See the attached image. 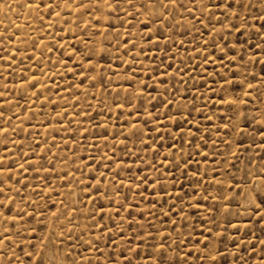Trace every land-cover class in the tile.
<instances>
[{
	"label": "rangeland",
	"instance_id": "obj_1",
	"mask_svg": "<svg viewBox=\"0 0 264 264\" xmlns=\"http://www.w3.org/2000/svg\"><path fill=\"white\" fill-rule=\"evenodd\" d=\"M207 3L0 0V264H264L260 0Z\"/></svg>",
	"mask_w": 264,
	"mask_h": 264
},
{
	"label": "snow or ice",
	"instance_id": "obj_2",
	"mask_svg": "<svg viewBox=\"0 0 264 264\" xmlns=\"http://www.w3.org/2000/svg\"><path fill=\"white\" fill-rule=\"evenodd\" d=\"M171 2L173 4H175L176 0H171ZM236 2L238 4H240V7H244V5L242 3H240V0H236ZM251 3V0H249V4ZM224 7H228L227 3H225V0H216L215 3H213V0H208V3L205 4V9L210 10L212 7H215L217 9H219L221 6ZM46 7L51 8V6L49 5H45ZM118 7V5H117ZM260 18L264 20V0H260ZM239 18V17H238ZM247 17H245L246 19ZM246 30V29H245ZM237 31L241 32L242 34V30L239 29V27L237 28ZM259 32L264 33V24L260 25V28L258 29ZM262 44H264V41H262ZM231 50V49H228ZM261 74L264 75V68L261 69ZM233 75H235V73H233ZM255 78V77H254ZM179 129V126H177ZM225 127H227V125H225ZM238 131H240V129H237ZM261 175H264V173H261ZM97 191H99L97 189ZM241 191H243V189H241ZM253 195L255 196V199L252 200L249 204L248 207L245 208V212H251V216H255L258 217V222L261 224H264V190H257L255 187L253 188ZM231 203V201H229V204ZM237 207H241V205L239 204V202L237 201ZM227 209L229 212L231 211V209L229 208L228 205H224V208L221 209L220 211H223ZM9 213H11L12 209L9 208L8 209ZM239 214V213H237ZM251 224V219H249L248 221H246L244 223V227H249ZM232 227H237V225H232ZM261 232H264V227L261 228ZM207 239V238H206ZM209 242L205 243V248L207 249L209 247ZM164 246L163 245H159L157 250L160 252V260L158 261V264H173V261L170 260L169 258H167L166 253L163 251ZM38 255V262L37 264H45L44 258L42 255H40L39 253ZM137 255H139V253L137 252ZM30 258H31V254H29ZM222 254L217 251L216 256L214 257H210L211 260V264H217L218 260L221 258ZM128 264H135V260L134 258L132 260H130L128 262Z\"/></svg>",
	"mask_w": 264,
	"mask_h": 264
},
{
	"label": "bare ground",
	"instance_id": "obj_3",
	"mask_svg": "<svg viewBox=\"0 0 264 264\" xmlns=\"http://www.w3.org/2000/svg\"><path fill=\"white\" fill-rule=\"evenodd\" d=\"M27 7L29 8V10L33 9V5L32 4H28ZM160 7V6H159ZM168 8V7H167ZM6 13V12H5ZM7 15V14H6Z\"/></svg>",
	"mask_w": 264,
	"mask_h": 264
}]
</instances>
